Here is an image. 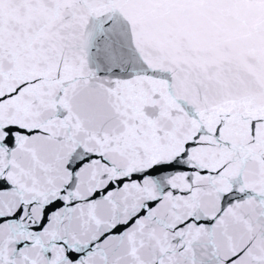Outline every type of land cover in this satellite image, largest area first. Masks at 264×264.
I'll return each instance as SVG.
<instances>
[{
  "label": "snow or ice",
  "instance_id": "snow-or-ice-1",
  "mask_svg": "<svg viewBox=\"0 0 264 264\" xmlns=\"http://www.w3.org/2000/svg\"><path fill=\"white\" fill-rule=\"evenodd\" d=\"M0 264H264V0H0Z\"/></svg>",
  "mask_w": 264,
  "mask_h": 264
}]
</instances>
